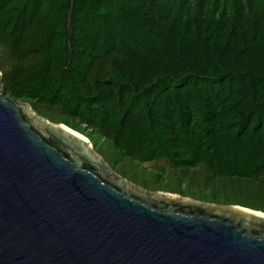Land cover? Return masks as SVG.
Masks as SVG:
<instances>
[{
  "label": "trees",
  "instance_id": "16d2710c",
  "mask_svg": "<svg viewBox=\"0 0 264 264\" xmlns=\"http://www.w3.org/2000/svg\"><path fill=\"white\" fill-rule=\"evenodd\" d=\"M69 10L0 0L2 96L147 192L264 214V0H75L71 52Z\"/></svg>",
  "mask_w": 264,
  "mask_h": 264
},
{
  "label": "water",
  "instance_id": "95a60500",
  "mask_svg": "<svg viewBox=\"0 0 264 264\" xmlns=\"http://www.w3.org/2000/svg\"><path fill=\"white\" fill-rule=\"evenodd\" d=\"M1 90L0 264H264V214L134 186Z\"/></svg>",
  "mask_w": 264,
  "mask_h": 264
},
{
  "label": "rangeland",
  "instance_id": "374dc122",
  "mask_svg": "<svg viewBox=\"0 0 264 264\" xmlns=\"http://www.w3.org/2000/svg\"><path fill=\"white\" fill-rule=\"evenodd\" d=\"M113 169H115V173L116 174L119 173V176L122 175L124 178H126V180L128 182H130L134 186H137L139 188H142L145 191H147L146 189H149L150 188V186H149L150 184L145 183L142 180H140L138 177L134 176V174L132 172H130V170H128V169H122L119 166L114 167Z\"/></svg>",
  "mask_w": 264,
  "mask_h": 264
}]
</instances>
